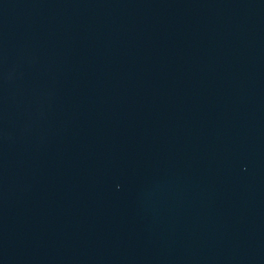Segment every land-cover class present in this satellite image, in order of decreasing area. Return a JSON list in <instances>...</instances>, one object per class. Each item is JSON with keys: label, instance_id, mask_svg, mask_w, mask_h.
<instances>
[{"label": "water", "instance_id": "water-1", "mask_svg": "<svg viewBox=\"0 0 264 264\" xmlns=\"http://www.w3.org/2000/svg\"><path fill=\"white\" fill-rule=\"evenodd\" d=\"M0 264H264V0H0Z\"/></svg>", "mask_w": 264, "mask_h": 264}]
</instances>
